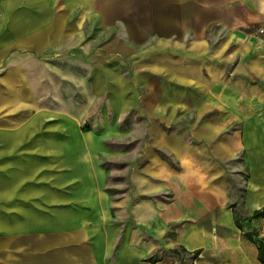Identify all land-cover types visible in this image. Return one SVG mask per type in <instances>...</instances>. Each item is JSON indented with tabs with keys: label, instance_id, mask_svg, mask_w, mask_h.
I'll list each match as a JSON object with an SVG mask.
<instances>
[{
	"label": "crops",
	"instance_id": "obj_1",
	"mask_svg": "<svg viewBox=\"0 0 264 264\" xmlns=\"http://www.w3.org/2000/svg\"><path fill=\"white\" fill-rule=\"evenodd\" d=\"M262 207L264 0H0L6 251L261 264Z\"/></svg>",
	"mask_w": 264,
	"mask_h": 264
},
{
	"label": "rangeland",
	"instance_id": "obj_2",
	"mask_svg": "<svg viewBox=\"0 0 264 264\" xmlns=\"http://www.w3.org/2000/svg\"><path fill=\"white\" fill-rule=\"evenodd\" d=\"M104 100L98 99L97 101L94 102L92 108L90 109L88 115H86V117L84 118L82 124L84 123L85 126H92V127H100L101 122H102V117L99 114L100 108L102 106V104L104 103ZM131 113V112H130ZM129 113V114H130ZM134 116H132V114L128 115V116H124L123 122L124 123H128V124H132L133 120H134ZM180 122V121H179ZM97 128V129H98ZM100 133V132H99ZM97 133V134H99ZM49 151V150H48ZM1 231L3 232L4 230L1 229ZM18 234V233H17ZM4 238H2L1 240H3ZM29 241L28 245H26V248L28 250H30V248H33L35 246L34 243H31V241H33V239L30 237L28 238L27 236L21 237V236H14L13 240L17 241L16 243H12L11 249L7 250L5 249V245L2 244L0 245V262H6V261H11L13 263H17V264H30V262L32 260H36L35 252H21L22 250V245L20 243L21 240L23 241ZM9 259V260H8Z\"/></svg>",
	"mask_w": 264,
	"mask_h": 264
},
{
	"label": "trees",
	"instance_id": "obj_3",
	"mask_svg": "<svg viewBox=\"0 0 264 264\" xmlns=\"http://www.w3.org/2000/svg\"><path fill=\"white\" fill-rule=\"evenodd\" d=\"M253 218H259V217H264V207L255 210L252 213ZM247 238H252L251 235L245 234ZM194 254H197V251H195ZM257 258L261 264H264V241L258 240L257 242Z\"/></svg>",
	"mask_w": 264,
	"mask_h": 264
},
{
	"label": "water",
	"instance_id": "obj_4",
	"mask_svg": "<svg viewBox=\"0 0 264 264\" xmlns=\"http://www.w3.org/2000/svg\"><path fill=\"white\" fill-rule=\"evenodd\" d=\"M238 72L242 73V74H246V71L244 70V66L243 65L241 67H239Z\"/></svg>",
	"mask_w": 264,
	"mask_h": 264
}]
</instances>
